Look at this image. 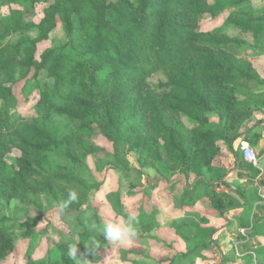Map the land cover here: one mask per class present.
I'll list each match as a JSON object with an SVG mask.
<instances>
[{"label":"trees","instance_id":"obj_1","mask_svg":"<svg viewBox=\"0 0 264 264\" xmlns=\"http://www.w3.org/2000/svg\"><path fill=\"white\" fill-rule=\"evenodd\" d=\"M9 1L20 8H10L0 33V264L26 240L24 230L45 219L41 196L53 202L62 187L84 183L80 173L89 155L107 160V167L129 181L132 172L141 173L151 157L157 158L162 146L178 174L186 180L196 177L178 193L169 186V194L176 192L170 194L174 204L192 209L207 197L220 214L248 208L243 192L233 197L214 188L223 183L224 173L213 163L239 157L234 147L249 131L248 116L264 109V90L258 91L264 77L247 53L264 46L252 47L239 34L226 32L229 27L240 34L264 31V9L245 10L250 0ZM38 6L39 19H28ZM226 9L230 12L221 25L198 30L204 15L216 17ZM58 24L67 41L39 50ZM30 28L36 36L6 41ZM27 83L37 93L24 113L18 105ZM29 98L22 96L23 102ZM99 137L111 148L98 143ZM130 153L140 168L130 166ZM250 199L257 200L255 210L262 217L245 226L264 243V199ZM101 205L108 214L89 204L74 209L72 230L89 256L96 253L85 246L91 237L105 243V236L90 226L127 216L119 193L111 207ZM34 206L40 214L29 213ZM155 221L141 219L137 237L156 239L171 252L170 243L150 234ZM195 223L188 219L170 227L194 244L162 263L189 264L191 256L210 247L213 233ZM69 249L51 239L42 258L35 259L30 246L23 257L26 264H78ZM257 253L263 255L264 248Z\"/></svg>","mask_w":264,"mask_h":264},{"label":"rangeland","instance_id":"obj_2","mask_svg":"<svg viewBox=\"0 0 264 264\" xmlns=\"http://www.w3.org/2000/svg\"><path fill=\"white\" fill-rule=\"evenodd\" d=\"M10 8H20V6L9 0H0V33L3 31L2 25L9 15ZM244 9H264V0H250ZM41 10L42 6L35 8L28 14V19L35 18L37 21L41 16ZM229 12L230 10L226 9L216 17L204 15L198 23V30H213L224 22ZM226 32L231 36L239 34L252 47L253 45L264 46V31L240 34L236 32L234 27H229ZM37 33L34 28L22 29L12 33L6 38V41L15 43L20 38H32ZM66 41V32L58 24L51 31L49 39L40 45L39 50L45 47H58ZM247 53L251 55L254 63L260 66V74L264 77V50L252 51V48H248ZM260 90H264V87H259L258 91ZM36 93L37 90L33 88V84L27 83L24 86L22 96L30 98L23 102L22 96H20L18 108L24 113H28L35 101L31 99V96ZM248 129V133L235 143L234 149L239 155L238 158L236 155L229 156L213 163L216 166H221L224 173L223 183L214 186L217 191H226L230 194L229 196L232 195L233 197H238L236 191H239L248 196L249 200H246L248 208L244 207L243 214L238 213L241 211L237 208L231 212L227 211L220 214L218 210L212 207L207 197L202 198L192 209L174 204L170 194L178 193L184 186L191 187L196 177L191 175L189 180H186L184 175L178 174V168L173 167L174 165L168 159L162 146L157 148V158L151 157L149 165L144 167L141 173L132 172L129 181H125L118 171L107 167L105 165L107 160L89 155L87 166L80 173V177L84 181L80 187L69 190L60 187L61 191L55 194L57 199L53 202L46 196L40 197V201L46 209L45 219L40 221L38 225L23 231V234L27 236L26 240L17 243L14 256L8 259L5 264H26L23 255L29 246L31 250H35V259L42 258L51 239L55 242L65 243L69 248L76 244L77 251L74 258L78 264H165L162 263V260L181 252H187L193 246L194 239L192 237L182 239L170 230L173 224L186 222L188 219H190V223L191 220H194L195 224L207 227L213 233L210 247L198 256H191L189 264H220L221 262L227 264H264V254L257 255L261 246L264 248V245H261L264 243L257 236H254V230L251 227L245 226L246 224L251 226L262 217L261 213L255 210L257 200L250 198L261 197L264 199V109L248 116L245 130ZM97 141L101 145L111 148L104 138L99 137ZM243 146L253 148L257 159L256 164L245 159L242 152ZM128 158L132 168H140L132 153L128 155ZM251 164L254 170H252ZM217 176L220 178L219 173ZM171 185H174L173 190L178 191H170L169 194L168 189ZM64 191L75 192L78 198L77 201L68 203V206L62 210L61 205L67 202L69 194ZM118 193L126 207L127 216L131 213L137 215L138 224L136 227H138L141 219L143 222L151 219L156 220L157 227L150 234L170 243L173 246L171 252H167L165 247L156 239L139 237L125 244H113L104 237L105 243L97 245L95 247L96 253L92 256H89L81 248L77 232L72 230L71 225L76 214L74 209L77 206H80L81 209L89 204L100 213L108 214L107 209L101 204L111 207L114 196ZM228 199L225 198L226 202ZM239 201L240 204H245L244 200L239 199ZM234 202L230 199L231 204ZM194 210L200 213L194 216L192 214ZM29 213L38 215L40 210L34 206L30 208ZM126 218L118 216L115 220L123 221ZM240 228L245 229H242L241 232ZM53 259L57 261L58 257L54 256Z\"/></svg>","mask_w":264,"mask_h":264},{"label":"clouds","instance_id":"obj_3","mask_svg":"<svg viewBox=\"0 0 264 264\" xmlns=\"http://www.w3.org/2000/svg\"><path fill=\"white\" fill-rule=\"evenodd\" d=\"M77 194L75 192H69L67 202L61 205L62 210L68 206V203L77 201ZM138 217L135 213H131L123 221L117 220H106L102 224L93 223L90 227L95 229L97 232L102 233L106 239L113 243L125 244L134 241L137 238ZM99 241L94 237H91L88 240L86 247L89 249H94L99 245ZM77 251L76 244L75 246L69 249V256L75 257Z\"/></svg>","mask_w":264,"mask_h":264},{"label":"built area","instance_id":"obj_4","mask_svg":"<svg viewBox=\"0 0 264 264\" xmlns=\"http://www.w3.org/2000/svg\"><path fill=\"white\" fill-rule=\"evenodd\" d=\"M243 156L245 159H247L249 162L256 164V156L253 148L251 146H243Z\"/></svg>","mask_w":264,"mask_h":264},{"label":"crops","instance_id":"obj_5","mask_svg":"<svg viewBox=\"0 0 264 264\" xmlns=\"http://www.w3.org/2000/svg\"><path fill=\"white\" fill-rule=\"evenodd\" d=\"M229 156H233V155H229ZM229 156H227V157H229ZM226 157V158H227ZM225 159V158H224ZM221 184V183H220ZM189 209V208H188ZM237 209H240L239 211H241V212H238V213H241V214H243V212H242V210H243V208L242 207H239V208H237ZM233 210V209H232ZM230 212H231V210H230ZM234 215V214H233ZM228 218H229V216H228ZM239 229V228H238ZM242 229H245V228H240V231L242 232ZM243 235H244V233H242ZM245 236V235H244Z\"/></svg>","mask_w":264,"mask_h":264}]
</instances>
